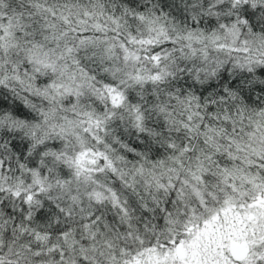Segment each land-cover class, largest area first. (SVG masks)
I'll return each instance as SVG.
<instances>
[{"label":"snow or ice","instance_id":"obj_1","mask_svg":"<svg viewBox=\"0 0 264 264\" xmlns=\"http://www.w3.org/2000/svg\"><path fill=\"white\" fill-rule=\"evenodd\" d=\"M0 264H264V0H0Z\"/></svg>","mask_w":264,"mask_h":264}]
</instances>
